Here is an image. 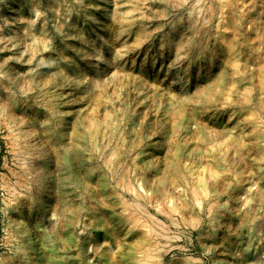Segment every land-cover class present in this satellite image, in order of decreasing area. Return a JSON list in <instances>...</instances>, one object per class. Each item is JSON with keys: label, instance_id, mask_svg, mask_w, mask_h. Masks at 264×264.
Masks as SVG:
<instances>
[{"label": "rangeland", "instance_id": "obj_1", "mask_svg": "<svg viewBox=\"0 0 264 264\" xmlns=\"http://www.w3.org/2000/svg\"><path fill=\"white\" fill-rule=\"evenodd\" d=\"M256 221L264 0H0V264H220Z\"/></svg>", "mask_w": 264, "mask_h": 264}, {"label": "bare ground", "instance_id": "obj_2", "mask_svg": "<svg viewBox=\"0 0 264 264\" xmlns=\"http://www.w3.org/2000/svg\"><path fill=\"white\" fill-rule=\"evenodd\" d=\"M213 219H215V218H213ZM212 222L214 223V225L217 228H220L223 224H225V222L219 221V220L218 221H212ZM201 224H203V223H201ZM242 226H244V225H242ZM242 226H241V224L236 225V227H235L236 231L235 232L233 231L234 233H229L223 239V241H224V246H222L223 249L217 248L216 250H214L215 252L212 253L214 255V257L219 261L220 264H254L252 262H254L255 258H256L255 257L256 256L255 255L256 249L254 248L255 245L253 243H254L255 239H258V237H260L261 233H264V221H256L252 225V227L250 228L251 230L249 232V235H250L249 238L242 237V233H241ZM48 258H49V264H51V257L49 256ZM188 261L190 262V260H188ZM183 263H184V261H183ZM162 264H164V262Z\"/></svg>", "mask_w": 264, "mask_h": 264}]
</instances>
